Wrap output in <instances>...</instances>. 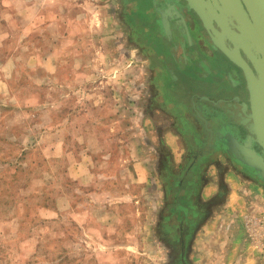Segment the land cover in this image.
I'll use <instances>...</instances> for the list:
<instances>
[{
  "label": "rangeland",
  "instance_id": "374dc122",
  "mask_svg": "<svg viewBox=\"0 0 264 264\" xmlns=\"http://www.w3.org/2000/svg\"><path fill=\"white\" fill-rule=\"evenodd\" d=\"M68 2L47 8L53 34L43 37L45 44L51 51L61 46L47 54L63 65L45 84L50 109L43 110V74L36 69L30 73L36 85L18 89L33 88L34 95L6 101L2 110L0 264H264L263 200L243 214L244 239L234 223L232 230L208 226L227 201L228 174L230 182L242 176L264 192L263 173L245 163L239 143L228 142L215 160L207 154L182 188L170 181L174 171L182 172L174 158L160 164L158 130L170 122L158 114V39L144 29L150 19L144 5ZM59 13L68 16L60 31L53 21ZM14 58L24 65L23 80L26 51ZM26 105L30 111L18 109ZM60 124L66 125L61 132ZM187 127L195 133L196 127ZM254 151L264 159V150ZM234 154L239 164L225 157ZM214 163L220 167L212 175ZM239 168L246 175L238 177ZM212 177L221 192L204 201L197 188ZM171 252L178 259L171 261Z\"/></svg>",
  "mask_w": 264,
  "mask_h": 264
},
{
  "label": "flooded vegetation",
  "instance_id": "af4514ba",
  "mask_svg": "<svg viewBox=\"0 0 264 264\" xmlns=\"http://www.w3.org/2000/svg\"><path fill=\"white\" fill-rule=\"evenodd\" d=\"M135 2L144 5V14L150 18L142 27L158 39V112L173 119L162 126L176 133L185 144V162L191 153V162L185 168L181 166L180 175L174 171L170 181L182 188L187 179L192 181L189 179L197 163L211 155L215 160L230 141L246 146V140H252L251 150L262 154L264 147L249 128L255 125V109L256 114L264 115V51L244 1ZM172 60L177 63L170 64ZM191 69L195 70V77L189 76ZM188 115L199 118L200 129L207 128V140L201 139L196 130L194 133L187 129L194 126ZM164 129L158 130L161 164L167 163L166 157L174 158L164 147ZM190 145L203 147L194 151ZM236 156L225 155L231 163L239 164ZM239 170L246 175L242 168ZM177 257L174 252L169 255L171 261Z\"/></svg>",
  "mask_w": 264,
  "mask_h": 264
},
{
  "label": "crops",
  "instance_id": "0c3cea01",
  "mask_svg": "<svg viewBox=\"0 0 264 264\" xmlns=\"http://www.w3.org/2000/svg\"><path fill=\"white\" fill-rule=\"evenodd\" d=\"M51 3H56L60 6L61 4L67 5L70 2H68V0H0V7L3 8L2 10H0V119L2 118V115L5 114V112L3 113L2 110L4 109L3 107L6 104V101L8 102L14 98H24L28 96V98H31L34 95L33 88L31 90L27 89V91L24 92H19L18 89H21L25 85H29L28 87H30V85H36V81L30 74L36 69H38V71H41L43 74V101L46 102V104L45 102H43V110L44 108L50 109L51 97L49 94V87L45 84H48L52 82V80L57 78L58 74L62 72L60 71V69L63 66L60 65L61 62L59 60H54L52 59V56H48L49 54H47L52 51H60L61 46H57L54 50L51 51V44H45V42L49 41V39L45 41V39L43 38L45 35L49 36L53 34L49 27L50 24H48L50 23L48 21L50 19L52 20V18L51 15H48L47 9L49 6H51ZM67 18L68 16L66 15V13H59L53 17V21H57L59 31L60 27H65ZM38 37H41L42 41L38 40ZM8 44L11 45L10 48H7ZM24 51H26L27 55V59H25L26 61L24 62L25 67L28 69V71L27 77H24V79L22 80L20 79L21 77L18 76L19 74H21V69L24 65L14 57L15 53L16 55H18L20 52ZM4 55H7L6 58L4 57ZM36 55L38 56V58H36ZM39 58H42V60ZM17 78H19L20 80H17ZM21 80L22 82L19 83ZM28 106H25L26 110H24V107H20L18 109H22L23 111H30V108H28ZM16 109H12L10 116H16V112H19V110ZM158 114L160 115V117L164 116L160 113ZM188 117L189 120L193 123L194 127H196V132L199 137L201 136V139L203 140L206 137L207 140V128L203 127L204 129H199V124H201L198 123L199 118L196 115H188ZM168 120L170 123L173 122L172 118L168 117ZM15 128H13L12 131H18L19 128ZM63 129H66V125L60 124L58 131L61 132ZM46 130L50 131V129ZM1 131L2 126H0V132ZM163 132V139L165 140L164 147H166L168 151L174 156V161L177 162L178 168L184 166L185 161L183 157L188 152L185 144H183L181 138L176 133L171 132V130H163ZM205 134H207V136H205ZM158 146L160 145L158 144ZM63 148H65V145L63 146ZM218 148L222 147L217 146V149ZM158 149L160 148L158 147ZM166 167L169 168L168 165H166ZM219 167V164L214 163V166L210 167L211 169L209 173H211L212 175L215 174V172H213V169H219ZM158 173H161V168L159 169V166ZM238 173L239 172L236 173L238 177L241 176V174L239 175ZM158 177L159 179L161 178L160 175H158ZM230 177L231 175L228 174V176H226V178L224 179L225 182H229V192L223 210L220 213L217 212V215L215 216L216 219L214 218L215 220H212V222L209 223L208 226L216 230L218 226H222L225 224L231 229L234 223L235 226H237V229H240H238L240 232L239 238L244 239L245 233L243 230H241V227L243 226L241 220L243 214L253 209H259V203H262L261 200L264 201V192L255 184H244V179L242 178V176L237 179L235 178L233 182H230V180H232L230 179ZM221 187L222 185H220V182L218 181L216 183L212 177L208 180H205L203 185L197 188V192H199L198 194L202 196V200L208 201L211 196L221 192ZM161 194L162 198H164L165 195L163 193V190L161 191ZM222 216H224V219L220 220Z\"/></svg>",
  "mask_w": 264,
  "mask_h": 264
},
{
  "label": "water",
  "instance_id": "95a60500",
  "mask_svg": "<svg viewBox=\"0 0 264 264\" xmlns=\"http://www.w3.org/2000/svg\"><path fill=\"white\" fill-rule=\"evenodd\" d=\"M249 15L250 19L253 22L254 27L257 30L258 37L261 42V47L264 51V0H243ZM216 45L219 46L218 42L214 40ZM253 118L255 119V125L249 128L251 134H256L258 140L262 143L264 147V115L255 114ZM252 140L248 139L250 143ZM247 143V142H246ZM247 143L249 146H240V144H235V148L238 147L240 151H245L248 156V162H245L249 167H253L255 169L260 170L264 176V159L260 157L254 150H251V145ZM239 150L236 151V154H239ZM246 159V161H247ZM241 162L244 163V160L241 159Z\"/></svg>",
  "mask_w": 264,
  "mask_h": 264
}]
</instances>
